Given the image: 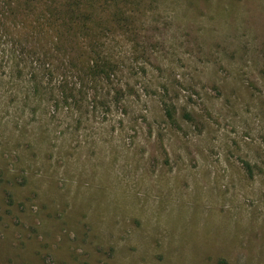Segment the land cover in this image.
Segmentation results:
<instances>
[{"label":"rangeland","instance_id":"1","mask_svg":"<svg viewBox=\"0 0 264 264\" xmlns=\"http://www.w3.org/2000/svg\"><path fill=\"white\" fill-rule=\"evenodd\" d=\"M105 1L109 82L0 8V264H264V0Z\"/></svg>","mask_w":264,"mask_h":264},{"label":"trees","instance_id":"2","mask_svg":"<svg viewBox=\"0 0 264 264\" xmlns=\"http://www.w3.org/2000/svg\"><path fill=\"white\" fill-rule=\"evenodd\" d=\"M105 2V0H0V8L6 6L5 10L9 9L7 15L12 14L16 18L24 11L35 12V19L29 26H37L40 35H36L39 37L29 49L34 51L38 57H45L46 62L52 61L54 64L55 60L48 49L49 44L53 42L57 46V54L63 55V62L73 66L83 75L84 82H93L89 78L97 82L101 74H104L107 78L106 82H109L116 68L115 63L118 62L115 61L117 59L114 60V56L111 57V54H109L111 58H108V62L106 61L102 56L104 44L99 39L111 29L127 28L129 24L125 21L128 20L127 14L117 11L120 8L119 5L115 7L117 10L114 14L108 15V11H104L102 5ZM97 7L101 11L97 12ZM15 12L19 13L16 15ZM101 14L108 15V20L103 21ZM22 18L23 21L26 20ZM131 19L132 16L129 17V20ZM80 38H88L89 46L81 47ZM90 48L94 49L95 57H91ZM43 68L54 75L61 71L62 66L58 64L51 71L47 63L46 66L43 65ZM40 74L41 72L35 75ZM72 93L77 103V95L74 91ZM166 113L169 120H175V107L166 106Z\"/></svg>","mask_w":264,"mask_h":264}]
</instances>
